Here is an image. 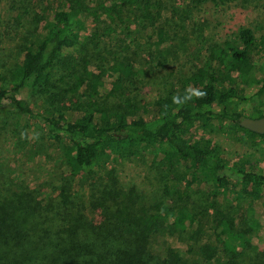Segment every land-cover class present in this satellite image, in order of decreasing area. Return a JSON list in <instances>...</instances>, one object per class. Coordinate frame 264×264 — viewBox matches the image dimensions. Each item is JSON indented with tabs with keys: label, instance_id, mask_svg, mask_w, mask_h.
Wrapping results in <instances>:
<instances>
[{
	"label": "trees",
	"instance_id": "trees-1",
	"mask_svg": "<svg viewBox=\"0 0 264 264\" xmlns=\"http://www.w3.org/2000/svg\"><path fill=\"white\" fill-rule=\"evenodd\" d=\"M244 1L11 0L9 19L26 25L18 59L0 71V102L32 116L20 90L45 97L43 119L64 147L73 174L99 166L110 150L123 157L149 152L167 176L161 190L147 194L126 187L113 170L88 174L92 196L99 198L98 218L89 216L68 186L45 200L28 184L5 181L0 264H196L172 245L164 253L155 251L150 239L160 235L177 237L187 252L196 247L206 264L215 257L221 264H264L252 248L256 219L238 221L231 209L216 205L213 211L201 209L204 200L186 212L174 197L185 181L186 187L205 190V199L232 190L251 207L264 205V166L232 156L195 132L230 120L264 137L240 123L244 116H264V107L252 105L250 113L238 108L264 91V38L241 26L229 38L210 41L197 25L204 5ZM256 1L264 11V0ZM186 23L197 25L203 57L174 82L168 80L172 73L162 76L158 97L146 98L141 80L148 72L140 54L149 65L166 66L172 31ZM179 206L183 209L175 212ZM205 235L209 240L199 248Z\"/></svg>",
	"mask_w": 264,
	"mask_h": 264
},
{
	"label": "rangeland",
	"instance_id": "rangeland-1",
	"mask_svg": "<svg viewBox=\"0 0 264 264\" xmlns=\"http://www.w3.org/2000/svg\"><path fill=\"white\" fill-rule=\"evenodd\" d=\"M11 0H0V71L6 70L19 57L18 45L20 33L25 27V20L9 19ZM165 15L169 16L168 13ZM198 28L203 27V32L210 41H222L229 38L241 26H249L257 37L264 38V11L256 0H248L239 3H226L222 6H214L212 3L204 5L198 12ZM8 21V24L5 22ZM187 24L181 31L174 29L173 38L169 46L172 52L167 56V64L164 67H154L146 63L145 55L140 54V62L147 70L144 74L143 95L154 99L159 95L163 87L162 76L168 75V80L176 81L179 72H190L203 57L204 52L199 51L196 41V26ZM85 31L89 37L91 30ZM92 35V34H91ZM116 35V34H115ZM103 40L108 41L107 37ZM140 45H144L140 37ZM142 52V50H140ZM158 68V69H156ZM156 69V70H155ZM68 89V88H64ZM69 94V91L68 93ZM19 95L28 100L33 115H24L16 110L9 101L0 102V188L5 181L14 179L19 184H28L32 188L41 191L46 199L57 197L61 186L71 188L73 197L79 204L84 203L89 216L98 218L97 202L99 198H93L91 191V179L88 174H107L113 170L118 179L126 186H135L140 191L152 194L161 190L162 181L167 176V170L159 165L158 161H150L149 152L137 156H115L110 150L99 161V166L91 170H84L75 174L71 173L67 163L64 147L50 136L48 127L43 119L44 107L48 101L37 94H30L28 89H22ZM262 100V102H261ZM252 105L264 107V91L255 96L250 102L240 101L238 108L245 113L252 111ZM198 135H205L214 144L232 156H239L254 164L264 166V137H259L244 130L232 121H215L208 128L200 127L195 131ZM154 151H156L153 148ZM178 192L174 193L177 204L186 205V212L194 210L199 202H203L201 209L214 210V205L223 209H231L238 221L250 223L253 219L258 221V226L252 230L251 241L254 253L261 258L264 256V205L253 204L240 194L233 192H219L215 197L210 195L205 199V190H193L186 187L185 181L179 183ZM179 194L182 196L179 197ZM3 196V194H2ZM201 199V201L199 200ZM84 201V202H83ZM200 204V203H199ZM199 206V205H198ZM180 212V206L175 208ZM209 240L207 235L198 241V247ZM152 248L164 253L166 246L180 248L193 263L206 264L195 251L187 252L188 246L175 236H155L150 239ZM222 261L213 259V264H221Z\"/></svg>",
	"mask_w": 264,
	"mask_h": 264
},
{
	"label": "water",
	"instance_id": "water-1",
	"mask_svg": "<svg viewBox=\"0 0 264 264\" xmlns=\"http://www.w3.org/2000/svg\"><path fill=\"white\" fill-rule=\"evenodd\" d=\"M241 125L258 133H264V116L250 117L244 116L241 121Z\"/></svg>",
	"mask_w": 264,
	"mask_h": 264
}]
</instances>
